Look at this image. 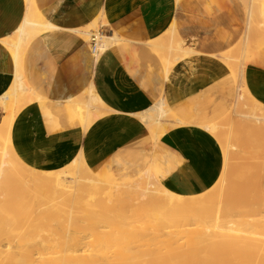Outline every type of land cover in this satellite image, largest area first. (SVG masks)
Masks as SVG:
<instances>
[{"label": "bare ground", "instance_id": "bare-ground-1", "mask_svg": "<svg viewBox=\"0 0 264 264\" xmlns=\"http://www.w3.org/2000/svg\"><path fill=\"white\" fill-rule=\"evenodd\" d=\"M219 1L230 2L243 14V28L234 29L228 40L240 48V64L232 62L233 56L222 55L232 76L239 79L231 110L242 121L236 124L229 117L225 124L211 121L198 126L220 144L219 179L226 183L219 190L215 183L201 193L184 194L161 178L185 161L163 137L188 124L174 112L162 87L149 107L128 112L144 123L146 133L114 151L98 167L89 165L82 148L57 168L32 165L20 154L13 136L19 115L36 103L50 120L56 115L59 127L78 125L83 133L116 112L92 77L101 55L111 49L137 45L146 53L143 58L156 54L164 73L163 77L154 74L159 84L170 81L175 65L201 50L182 36L175 20L161 34L141 40L112 28L105 7L85 26L64 27L50 19L37 0H25L18 25L0 36V73L10 75L7 87L0 91V264H264V185L260 180L264 104L244 76L246 65L264 54V0ZM228 19V13L221 12L214 18L223 23ZM92 31L99 37L100 50L96 60L85 62L81 90L57 94L52 107L51 99L27 77L28 49L48 33L72 32L88 42ZM262 40L259 46L254 44ZM130 71L135 77L144 76L139 68L130 67ZM233 136L243 145V155L232 151ZM26 193L51 199L47 202L51 207L34 205ZM16 209L18 214L12 215ZM52 211L59 215L47 213ZM74 216L77 230L71 227ZM147 226L155 231L146 235ZM88 231L95 235L93 241Z\"/></svg>", "mask_w": 264, "mask_h": 264}, {"label": "crops", "instance_id": "crops-1", "mask_svg": "<svg viewBox=\"0 0 264 264\" xmlns=\"http://www.w3.org/2000/svg\"><path fill=\"white\" fill-rule=\"evenodd\" d=\"M37 1L50 19L64 27L85 26L104 7L111 26L116 27L122 35L128 38L148 39L154 36L153 31L157 27L149 25L144 20V15L153 8L157 0ZM25 7V0H0V36L6 30H12L18 25L25 12ZM77 47L78 39L72 32H53L38 38L29 48V53L33 55L29 66L31 75L48 87L44 80H39L40 65H43L47 72L52 67L53 69L62 68L70 55L77 51ZM145 55L146 53L137 45L117 47L101 55L92 77L104 100L117 111L96 121L86 133H83L78 125L59 127L60 123L56 121V115L54 114L55 116L50 120L47 112L39 103L27 107L16 121L13 136L16 147L23 158L35 165L29 161L33 153L39 150L51 151L58 147L59 142L66 145L69 141L65 143V140H71L74 145L69 146L53 163L60 162L61 166L64 165L82 148L89 165L100 166L114 151L129 142L139 140L146 133L144 123L128 112L140 111L149 107L159 97L162 87V92L174 112L188 123L183 129L166 135L168 142L164 140L183 155L185 161L190 159L188 163L184 161L185 164L180 165L179 180L184 182L186 178L200 176L203 180L196 188L204 191L209 187L210 180L207 179L212 176L214 178L218 173L221 155L218 153V165L215 163L214 168L206 170L200 166L204 164L205 152H199L196 138L189 136L193 133L203 142L201 132L206 131L198 126L213 121L214 117L220 116L229 107L230 99L233 97L234 82L229 79V73L220 74L207 81L199 80L196 76L189 75L188 61L184 60L176 65L175 72H171L170 81H162L159 84L154 80L155 73L153 72L151 86L143 79L144 76L143 78L135 77L130 71V67L139 68L140 63H145V60L151 56L150 54L147 58H143ZM7 59L6 57L3 61ZM36 64H38L37 71L34 66ZM140 70L144 75V70ZM162 74L164 75L163 71ZM246 81L250 90L264 101V70L250 68ZM9 82L10 75L0 73V91L7 87ZM45 93L48 95L47 89H44ZM49 98L52 107H55V98L50 96ZM186 137H188L187 143H185ZM174 146L182 147L181 152Z\"/></svg>", "mask_w": 264, "mask_h": 264}, {"label": "rangeland", "instance_id": "rangeland-1", "mask_svg": "<svg viewBox=\"0 0 264 264\" xmlns=\"http://www.w3.org/2000/svg\"><path fill=\"white\" fill-rule=\"evenodd\" d=\"M176 0H157L156 4L151 8L150 11L146 12L144 15V20L148 22L149 25L157 26L155 31H153V35L157 36L164 32L175 20L177 25L181 29V34L185 38L188 39L189 43L194 44V46L201 50L202 53L193 55L189 59H187V63L189 65V75L196 76L199 80H211L215 76H219L220 74L229 73V79H232L234 82L233 86V97H231V101L229 107L223 111L220 116H216L213 118V121H219L221 124H225L229 117H233L234 122L237 124L238 121L241 122L242 118L238 115L233 114L232 106L234 104L235 95L237 92V84L239 79L232 76V72L230 71V67L225 63L222 58V55H231L235 60H231L236 63V65L240 64L242 60L241 50L236 44L230 45L228 40L230 39V33L236 28H243V14L239 11H236L230 2L228 1H219V0H181L179 5L176 4ZM218 12L228 13L229 19L227 22H217L214 20L216 14ZM117 29L116 27H112ZM103 30V28H101ZM118 30V29H117ZM94 31V30H93ZM92 31V32H93ZM111 30H108L110 32ZM78 39V47L75 53L70 55V58L62 65V68L48 69V72L43 68V65L39 67V80H44L48 87L44 86L43 82H38L36 77L31 75V58L33 55L29 53V49L26 53L25 64H26V74L30 81V83L40 92L44 93V89H47L48 95L51 98H56L57 94L64 93L66 95L76 94L78 93L83 86V73L85 68H87V61L90 60L89 48L90 41L86 42L84 39L74 33ZM152 36V37H154ZM262 41H256L254 44L259 46ZM83 49H88V53H84ZM215 54V55H214ZM86 62V63H85ZM139 64V63H138ZM37 71L38 64L34 65ZM140 69L144 70V80L147 83H153V72H158L162 74L163 67L161 58L151 53V58L145 60V63L138 66ZM30 68V69H29ZM162 71H161V69ZM176 65L173 67L171 72L176 71ZM251 69L254 70H264V54H261L256 62L248 63L245 67L244 76L247 79V73ZM44 71L46 73H44ZM160 74V75H161ZM163 76V74H162ZM152 86V84H151ZM155 88V85L153 86ZM149 88V87H148ZM153 89V88H149ZM253 95L258 99L259 102L264 104V101L256 96L254 92ZM156 95V92L154 91ZM243 111V109H241ZM264 126V122L261 123ZM237 130H233V134H235ZM201 136L203 142L199 140V138L191 133L189 137L196 138L198 151L205 152L204 164L200 165L204 167L206 170H210L214 168V165H218V153L221 155V165L223 162L222 150L220 144L207 132H201ZM188 137L185 139V143ZM163 140H166V137H163ZM64 141V140H63ZM69 141V142H67ZM167 141V140H166ZM67 142V143H66ZM168 142V141H167ZM195 142V141H194ZM232 142L236 145L232 151L236 154L239 152L243 155V145L240 140L232 137ZM66 145L63 143H58V147L52 149L51 151H38L33 153L30 158V162L35 164L41 168H57L61 166L59 163H53L57 160L67 149L69 146H73L74 142L71 140H65ZM184 143V144H185ZM63 146V147H62ZM178 151L181 152L182 147L174 146ZM190 159L185 161L188 163ZM184 163V164H185ZM216 163V164H215ZM219 167L218 173L214 176L207 179L210 180V186L216 183V190H219L226 181H223L222 178L219 179L221 174L222 167ZM181 167L178 165L175 167L170 173L163 175L161 178L163 182L177 190L178 192H182L185 194H197L203 191H199L196 187L200 186L202 180L200 176H196V178H186L184 182H181L179 179V169ZM206 176V172L204 174ZM219 179V180H218ZM260 180L264 185V167L261 173ZM207 187L205 190H207ZM204 190V191H205ZM28 200L32 201L34 205L38 206L39 204H43L44 208L51 207L47 206L49 202L48 198L35 199L32 195L28 193L25 194ZM51 203V202H50ZM264 209V207H263ZM52 216L59 215L55 212H47ZM17 209L12 211V215H17ZM47 214V215H48ZM77 216L72 218V229L77 230L76 227ZM155 229L152 226H147L144 228V233L147 235L150 232H154ZM89 240L93 241L95 235L88 231ZM93 248V247H92Z\"/></svg>", "mask_w": 264, "mask_h": 264}, {"label": "built area", "instance_id": "built-area-1", "mask_svg": "<svg viewBox=\"0 0 264 264\" xmlns=\"http://www.w3.org/2000/svg\"><path fill=\"white\" fill-rule=\"evenodd\" d=\"M99 50H100L99 37L95 32H93L90 39V48H89L90 57L91 58L95 57L96 60V54L97 52H99Z\"/></svg>", "mask_w": 264, "mask_h": 264}]
</instances>
